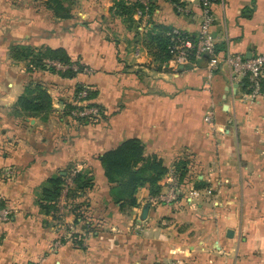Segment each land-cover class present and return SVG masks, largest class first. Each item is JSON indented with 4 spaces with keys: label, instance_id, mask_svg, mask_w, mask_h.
Masks as SVG:
<instances>
[{
    "label": "crops",
    "instance_id": "0c3cea01",
    "mask_svg": "<svg viewBox=\"0 0 264 264\" xmlns=\"http://www.w3.org/2000/svg\"><path fill=\"white\" fill-rule=\"evenodd\" d=\"M46 1L0 2V209L9 216L0 223V264H264V83L250 97L222 61L213 71L207 58L181 70L153 62L144 46L155 26L194 41L198 0H181L183 13L152 0L142 21L117 0H61L68 18ZM212 13L220 60L264 52V0H215ZM12 47L60 49L91 73L67 78L14 61ZM29 81L50 97L43 118L14 110ZM82 86L103 111L95 124L65 115V100ZM130 139L167 172L184 162L181 180L197 196L154 207L145 185L134 205L113 202L99 159ZM71 166L90 172L91 188L73 200L62 190L41 207L46 182Z\"/></svg>",
    "mask_w": 264,
    "mask_h": 264
},
{
    "label": "trees",
    "instance_id": "16d2710c",
    "mask_svg": "<svg viewBox=\"0 0 264 264\" xmlns=\"http://www.w3.org/2000/svg\"><path fill=\"white\" fill-rule=\"evenodd\" d=\"M152 1V0H151ZM176 6H183L181 0H168ZM153 2V1H152ZM47 7L53 12L56 18H68V14L64 13L61 0H47ZM151 10H152V4ZM134 7H123L122 11L130 16L133 14ZM171 30L162 26H155L151 29L147 36L144 38V46L153 62H167L173 57V41L170 36ZM182 39H188L184 35ZM193 41V40H191ZM9 56L14 61L30 62L32 61L37 67L47 69L44 60H51L58 62L62 65H70L71 61L65 55L64 51L48 50L33 51L22 47H12L9 50ZM204 59V58H203ZM193 61V59L191 58ZM48 71H55L54 68H48ZM57 72V71H55ZM63 77L74 78L76 74L70 70L65 72H58ZM81 88V87H80ZM76 89V93L80 91ZM94 94L89 93L88 99L92 100ZM98 106L95 103L87 104V107ZM65 115L68 117L71 110L74 109L70 104L65 103ZM15 112L19 116L28 117H42L47 116L51 112L50 97L41 84L30 83L28 84L15 105ZM78 121L85 123L78 119ZM103 173L107 182L111 185V197L113 202L124 205H134V195L136 191L147 185L151 191V195H157L161 188L158 185L159 181L167 173V168L164 166L163 161L158 157L144 156L143 146L136 139H130L118 147L108 150L99 159ZM175 169L179 174V178L186 174L184 172V162H177ZM74 167L71 166L64 170V176H56L50 178L46 185L41 189V197L39 199L40 206L45 208L43 202L55 204L59 199L63 190L64 182L68 174ZM72 186L66 191L67 199H75L84 193L92 186V178L90 172L85 170L83 172H76L72 179ZM179 197V201H180ZM78 219L83 220L80 212L76 213Z\"/></svg>",
    "mask_w": 264,
    "mask_h": 264
},
{
    "label": "built area",
    "instance_id": "2783aa9c",
    "mask_svg": "<svg viewBox=\"0 0 264 264\" xmlns=\"http://www.w3.org/2000/svg\"><path fill=\"white\" fill-rule=\"evenodd\" d=\"M131 7L135 6L133 17L136 21L144 20L151 11V0H117ZM215 0H198L200 9V23L198 32L194 41L182 39L181 34L177 29L170 32L171 40L173 41L172 51L173 57L171 62L175 66H194L203 58L208 59V69L213 71L222 61L228 68L230 78L234 83H246L247 93L250 97L259 95L261 86L264 83V52L254 55L249 59H244L237 54H228L223 60H220L215 54V41L211 36V27L214 22L212 7ZM223 1V0H220ZM178 13L185 12L183 6L174 5ZM138 51H136L137 55ZM193 59V61L191 60ZM44 64L48 68H54L57 72L72 71L76 75L87 76L91 70L87 67H82L78 63L71 62L70 65H62L51 60H44ZM91 90L85 86L80 88V91L65 100L66 104L74 107L70 111L68 118L72 121H84L87 124H95L101 120L103 111L99 106L87 107L91 103L87 97ZM77 169L70 171L65 179L63 190L66 191L71 187L72 179L75 176ZM186 193V194H185ZM185 194L187 198L197 196L196 191L192 188L187 178L181 180L174 166L166 173L165 180L160 192L157 195L148 198L149 205L157 207L164 206L172 208L179 202V197ZM81 210V209H80ZM82 215L86 214L85 208L81 210ZM9 218L8 213L0 209V223L5 222ZM91 221V219H90ZM139 232L142 228L137 229Z\"/></svg>",
    "mask_w": 264,
    "mask_h": 264
},
{
    "label": "water",
    "instance_id": "95a60500",
    "mask_svg": "<svg viewBox=\"0 0 264 264\" xmlns=\"http://www.w3.org/2000/svg\"><path fill=\"white\" fill-rule=\"evenodd\" d=\"M178 68L182 70V69H188L189 67H187V66H179ZM148 207H149V205H146L144 207V209L142 210V216H141L142 219L145 218L147 210H148Z\"/></svg>",
    "mask_w": 264,
    "mask_h": 264
},
{
    "label": "rangeland",
    "instance_id": "374dc122",
    "mask_svg": "<svg viewBox=\"0 0 264 264\" xmlns=\"http://www.w3.org/2000/svg\"><path fill=\"white\" fill-rule=\"evenodd\" d=\"M0 2H1V4H3L2 0H0ZM30 83H31V81L27 82V84L25 85V87H26L28 84H30ZM32 83H34V82H32ZM25 87H24V88H25Z\"/></svg>",
    "mask_w": 264,
    "mask_h": 264
}]
</instances>
